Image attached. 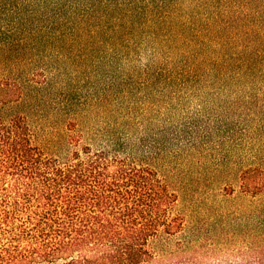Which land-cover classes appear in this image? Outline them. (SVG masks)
I'll list each match as a JSON object with an SVG mask.
<instances>
[{"label":"trees","instance_id":"1","mask_svg":"<svg viewBox=\"0 0 264 264\" xmlns=\"http://www.w3.org/2000/svg\"><path fill=\"white\" fill-rule=\"evenodd\" d=\"M0 22L25 29L32 68L51 73L55 58L90 73L104 66L111 87L119 78L123 120L71 122L73 148L60 157L23 115L0 114V264L151 262V240L185 225L178 194L150 163L168 154L251 145L236 180L264 201V153L254 149L264 142V0H0ZM207 95L227 96L238 117L215 113ZM149 112L155 123L134 132ZM241 260L264 264V238Z\"/></svg>","mask_w":264,"mask_h":264},{"label":"rangeland","instance_id":"2","mask_svg":"<svg viewBox=\"0 0 264 264\" xmlns=\"http://www.w3.org/2000/svg\"><path fill=\"white\" fill-rule=\"evenodd\" d=\"M0 23L4 31H0V114L23 115L34 129L35 142L46 152L60 157L71 153V122L81 129L123 121L114 111L122 103L119 78L111 87L102 73L104 66L99 73H90L55 58L50 63L57 68L51 73L32 68L25 64V29L11 32ZM5 33L10 34L12 43L4 48ZM225 97L207 95L204 99H209L206 103L215 113L237 118L239 109H229L220 101ZM198 104L196 99L188 102L192 109ZM151 116L147 113L146 122L139 115L134 118V132L152 126L155 121L150 124ZM82 142L97 145L89 135H84ZM256 145V153H264V142ZM218 149L212 155L181 152L150 162L178 194L185 225L176 234L152 239L155 259L145 264H180L188 257L197 258L200 264H243L242 252L248 251L256 238H264V201L242 191L236 180L242 166L252 161V146L235 147L225 141ZM222 159L226 163L217 167Z\"/></svg>","mask_w":264,"mask_h":264}]
</instances>
